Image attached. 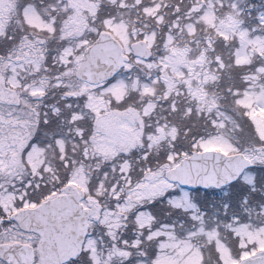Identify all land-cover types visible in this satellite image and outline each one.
<instances>
[{
	"label": "snow or ice",
	"instance_id": "obj_1",
	"mask_svg": "<svg viewBox=\"0 0 264 264\" xmlns=\"http://www.w3.org/2000/svg\"><path fill=\"white\" fill-rule=\"evenodd\" d=\"M0 264H264V0H0Z\"/></svg>",
	"mask_w": 264,
	"mask_h": 264
}]
</instances>
